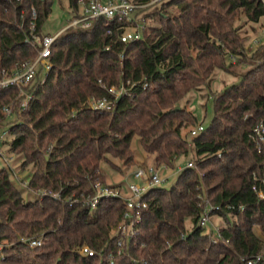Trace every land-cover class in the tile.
<instances>
[{
    "label": "trees",
    "instance_id": "obj_1",
    "mask_svg": "<svg viewBox=\"0 0 264 264\" xmlns=\"http://www.w3.org/2000/svg\"><path fill=\"white\" fill-rule=\"evenodd\" d=\"M54 1L0 0V73L37 56L34 38L51 35L43 27ZM66 1L72 19L81 14L79 1L91 0ZM170 6L176 10L168 12ZM134 15L156 24L128 44L119 39L122 25L105 17L61 32L51 69L27 89L33 100L26 111L3 115L19 88L0 87V128L9 126L11 152L34 168L29 190L46 191L25 202L9 172L0 170V264H235L262 251L255 228L264 235V200L252 185L254 175H264V149L257 151L251 135L264 120V45L247 57L234 22L258 23L264 0H168ZM243 64L250 68L239 81L212 98L209 125L196 136L183 135L198 122L181 102L208 86L215 71ZM111 87L125 90L112 109L88 105L91 97L114 101ZM134 137L156 164L172 167L183 156L193 167L184 166L169 188L146 193L136 235L117 255L123 201L103 198L90 210L84 200L104 184L101 163L132 161ZM199 196L221 207L212 214L220 226L217 239L199 227ZM32 238H41V245L22 241ZM82 246L95 256L79 255Z\"/></svg>",
    "mask_w": 264,
    "mask_h": 264
},
{
    "label": "built area",
    "instance_id": "obj_2",
    "mask_svg": "<svg viewBox=\"0 0 264 264\" xmlns=\"http://www.w3.org/2000/svg\"><path fill=\"white\" fill-rule=\"evenodd\" d=\"M168 1V0H152L146 5ZM81 14L79 17L70 19L65 27L52 35H45L42 38H34L35 44L38 48L37 56L16 65L12 70H2L0 73V87L7 88L10 86H17L19 93L17 99L9 106L2 108V113L6 117H10L14 111H26L33 100V94L27 91L31 87L38 74H45L51 69V50L52 45L57 36L68 28H87L92 20L105 17L107 20H116L122 25L123 31L120 35V41L123 44L132 43L142 38L143 22L137 21L134 15V10L146 5H135L129 3L127 0H91L89 3L79 1ZM34 15V13H33ZM42 77V81L44 80ZM114 87L108 89V92L114 97L113 100L96 99L91 101V108L94 110H110L114 106L115 100L125 92L123 88L120 90L119 96L115 97ZM90 103V104H91ZM204 127L200 124L194 126L189 131V137L196 136ZM8 136V130L0 128V147L3 141ZM252 139L256 144L258 152L264 149V120H260L252 130ZM2 156V155H0ZM186 167H193L191 161H188ZM254 184L252 191L256 194L258 199L264 200V175L262 177L253 176ZM163 182L158 170L154 167H143L136 169L130 181L126 184V195L123 197L119 191L114 193H99V186L96 187L95 193L91 197H87L84 203L90 210H94L101 199L103 198H120L123 201L124 212L122 220L116 228L115 235L117 236V255L122 253L123 245L128 244L129 241L136 235V227L140 223V211L147 207V202L144 199L146 193L153 187L160 186ZM46 194V192H45ZM57 198L58 195L54 194ZM200 197V196H199ZM200 206L203 208L202 215L199 219V227L204 229L205 233L210 235L212 239H217L220 236V226L217 224L218 219L212 214L221 209L219 205H214L208 199L200 197ZM226 210H233L234 206H225ZM239 211L243 210L242 206L238 207ZM258 236L263 244L262 251L251 257H240L235 264H260L264 260V235L258 230ZM31 247L40 246L41 238L22 239ZM215 241V240H214ZM77 252L83 257H94L95 252L87 246L78 248ZM111 257V256H110ZM109 257V258H110ZM4 259L3 245L0 243V262ZM112 263V262H110Z\"/></svg>",
    "mask_w": 264,
    "mask_h": 264
},
{
    "label": "rangeland",
    "instance_id": "obj_3",
    "mask_svg": "<svg viewBox=\"0 0 264 264\" xmlns=\"http://www.w3.org/2000/svg\"><path fill=\"white\" fill-rule=\"evenodd\" d=\"M127 1L135 5L137 3V0ZM166 9L168 12H173L176 10V7L170 6ZM152 10L153 9H149L148 11L141 13L149 14ZM69 19L70 13L67 1L55 0L52 5V12L44 24L43 31L52 35L65 27ZM155 21L154 18L145 19L141 25L152 27L156 24ZM234 26L239 29L241 36L245 37L244 47L247 57H249L258 46L264 45V18H261L260 21L255 24L247 22L244 17H241L234 22ZM232 63H235V59L232 60ZM249 68V66L243 64L241 66H236L227 72L215 71L210 78L209 85L196 92L190 93L183 102H181V106H184L187 110L194 113L198 124L207 127L213 117L212 98L222 92L225 88L237 83L239 81L238 76L245 73ZM120 89L114 90L115 97L119 96ZM92 98L93 97L88 99V105L90 107L92 105L91 101L93 99L96 100V98ZM192 128H194V126L183 129V135L186 136ZM5 129L9 130V126ZM10 140L11 137L8 135L3 141V145L0 147V155H2L0 156V170L5 169L9 172L10 179L21 191L23 200L28 202L39 195L45 194L46 191L39 190L38 192H34L29 190L28 182L34 168L32 165H24L22 156L11 152ZM130 150L132 161L129 163H124L113 157H109L108 162L101 163L100 171L104 176V184L98 185L100 188L99 193L115 194L116 191H119L120 195L124 197L127 191L126 184L130 181L132 173L138 168L149 166L158 170L160 178L165 181L161 186L169 188L175 182L179 171L189 161L188 157L180 156L174 161L172 167H167L163 164L158 165L154 162L153 155H148L142 150L138 137L132 139ZM185 224L187 228L191 227L189 220H187ZM255 233L258 236V230L256 228Z\"/></svg>",
    "mask_w": 264,
    "mask_h": 264
},
{
    "label": "water",
    "instance_id": "obj_4",
    "mask_svg": "<svg viewBox=\"0 0 264 264\" xmlns=\"http://www.w3.org/2000/svg\"><path fill=\"white\" fill-rule=\"evenodd\" d=\"M179 109V107H176V110H178Z\"/></svg>",
    "mask_w": 264,
    "mask_h": 264
}]
</instances>
